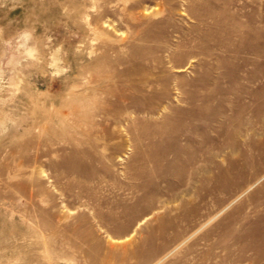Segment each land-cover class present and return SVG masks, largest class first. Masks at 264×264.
<instances>
[{
    "label": "rangeland",
    "instance_id": "obj_1",
    "mask_svg": "<svg viewBox=\"0 0 264 264\" xmlns=\"http://www.w3.org/2000/svg\"><path fill=\"white\" fill-rule=\"evenodd\" d=\"M0 264H264V0H0Z\"/></svg>",
    "mask_w": 264,
    "mask_h": 264
},
{
    "label": "bare ground",
    "instance_id": "obj_2",
    "mask_svg": "<svg viewBox=\"0 0 264 264\" xmlns=\"http://www.w3.org/2000/svg\"><path fill=\"white\" fill-rule=\"evenodd\" d=\"M217 20V19H216ZM226 20V19H225ZM218 24V23H217ZM222 24V23H221ZM215 25H216V23H215ZM220 25V24H219ZM229 26V25H228ZM240 27H242V26H240ZM218 28V27H217ZM243 28V27H242ZM241 28V29H242ZM245 29V28H244ZM225 30V29H224ZM229 30H230V28H229ZM234 30V29H233ZM239 30V29H238ZM243 30V29H242ZM235 31V30H234ZM236 32V31H235ZM215 33V32H214ZM226 33H228V32H226ZM244 33V32H243ZM224 34V33H223ZM222 34V35H223ZM233 34V33H232ZM235 34V33H234ZM229 35V34H228ZM239 37V36H238ZM212 38V37H211ZM209 39V38H208ZM243 39V38H242ZM215 40V39H214ZM240 40V39H239ZM199 41V40H198ZM209 41V40H208ZM211 41V40H210ZM200 42V41H199ZM198 42V43H199ZM203 44L205 43V42H203V41H201ZM227 42V41H226ZM209 43H212V42H209ZM242 43V42H241ZM191 44H194V43H191ZM212 44H214V43H212ZM240 44V43H239ZM238 44V45H239ZM157 45V44H156ZM199 45L201 46V44L199 43ZM132 46V45H131ZM196 46V45H195ZM198 46V45H197ZM207 46V45H206ZM240 46H241V44H240ZM139 47V46H138ZM156 47H158V46H156ZM155 47V48H156ZM166 47V46H165ZM179 47V46H178ZM183 47V46H182ZM204 47H205V45H204ZM135 48V47H134ZM145 48V47H144ZM143 48V49H144ZM153 48V47H152ZM161 48H163V47H161ZM168 48V47H167ZM199 48V47H198ZM198 48H196V49H198ZM141 49V48H140ZM139 49V50H140ZM142 49V50H143ZM150 49V48H149ZM148 49V50H149ZM154 49V48H153ZM152 49V50H153ZM157 49V48H156ZM156 49H154V50H156ZM160 49V45H159V48H158V50ZM166 49V48H165ZM169 49V48H168ZM200 49V48H199ZM205 49H207L206 47H205ZM228 49V48H227ZM136 50H137V48H136ZM147 49H145V51H146ZM153 50V51H154ZM180 50H181V48H180ZM183 50V49H182ZM132 51V50H131ZM170 51V50H169ZM176 51V50H175ZM213 52V50H210V52ZM223 51V50H222ZM142 52V51H141ZM156 52H157V50H156ZM164 52V51H163ZM168 52V51H167ZM189 52V51H188ZM199 52H200V50H199ZM198 52V53H199ZM228 52V51H227ZM138 53V52H137ZM150 53V52H149ZM170 53H174V52H170ZM182 53V52H181ZM183 53H184V51H183ZM209 53V52H208ZM140 54V53H139ZM147 54V53H146ZM178 54V53H177ZM185 54V53H184ZM183 54V56H186V55H184ZM194 54V53H193ZM193 54H191V55H193ZM196 54V53H195ZM194 54V56H196ZM201 56H202V54L201 53H199ZM204 54V53H203ZM227 54V53H226ZM190 55V56H191ZM211 55V54H210ZM209 55V56H210ZM135 56V55H134ZM144 56V55H143ZM147 56V55H146ZM145 56V57H146ZM149 56V55H148ZM172 56V55H171ZM209 56H207V57H209ZM222 56V55H221ZM150 57V56H149ZM168 57V56H167ZM218 57V56H217ZM140 58V57H139ZM155 59H156V57H154ZM153 58V59H154ZM182 58V57H181ZM222 58V57H221ZM145 59V58H144ZM149 59H151V58H149ZM149 59H148V61H149ZM161 59V58H160ZM166 59V58H165ZM184 59V58H183ZM217 59V58H216ZM174 60V59H173ZM180 60H182V59H180ZM185 60V59H184ZM204 60V59H203ZM147 61V60H146ZM151 62H153L152 60H150ZM160 61V60H159ZM217 61V60H216ZM144 62V61H143ZM151 62H150V65H151ZM155 62H157V61H155ZM200 62V61H199ZM146 63V62H145ZM158 63V62H157ZM163 63V62H162ZM161 62H160V64H162ZM205 63V62H204ZM228 63V62H227ZM174 64V63H173ZM217 64H219L218 63V61H217ZM156 65V64H155ZM159 65V64H158ZM210 65V64H209ZM146 66V65H145ZM147 66H148V64H147ZM153 66V65H152ZM151 66V67H152ZM150 67V66H149ZM204 67V66H203ZM209 67V66H208ZM212 67V66H211ZM217 67H218V65H217ZM141 68V67H140ZM142 68H143V66H142ZM153 68V67H152ZM233 68V67H232ZM151 69V68H150ZM156 69V68H155ZM218 69V68H217ZM94 71H95V68L93 69ZM139 70V69H138ZM152 70V69H151ZM160 70V69H159ZM135 71H136V69H135ZM142 71V70H141ZM161 71V70H160ZM162 71H163V69H162ZM165 71V70H164ZM159 72V71H158ZM167 72H168V70H167ZM97 73V74H96ZM101 73V71H99V70H97L93 75V78H92V80L99 86V87H101V89H99V91L95 88L93 91H89L90 92V96L89 97H87L84 93L85 92H81L80 94H78L77 95V99H78V101H79V104L81 105H77L75 108L77 109V110H84L86 113H88V114H91V115H93V116H98V117H102V118H109V117H111L112 115L111 114H109V113H106V112H108V109H107V107L109 106V104H110V102L112 101V100H114V101H116L117 103H118V101H122V100H124V99H127L129 96L127 95V91H129V90H132L131 89V87L129 86V84H130V78H131V74H130V71L129 70H125V71H119V70H115V71H113L112 73H111V75H110V77H113L114 76V79H112V78H110L109 76H105L104 75V77H102L101 75H98V74H100ZM150 73H152V72H150ZM161 73H163V72H161ZM148 74H149V72H148ZM153 74V73H152ZM138 75V74H137ZM163 75V74H162ZM133 76H134V74H133ZM132 76V77H133ZM168 76V75H167ZM197 76V75H196ZM195 76V77H196ZM199 76V75H198ZM219 76V75H218ZM151 77V76H150ZM200 77V76H199ZM198 77V78H199ZM206 77V76H205ZM217 77V76H216ZM220 77V76H219ZM227 77V76H226ZM138 78V77H137ZM140 78V77H139ZM152 78L154 79V77L152 76ZM156 78V77H155ZM202 78V77H201ZM208 78V77H207ZM135 79H136V77H135ZM143 79V78H142ZM146 79H148V77L146 78ZM146 79H144V80H146ZM152 79V80H153ZM200 79V78H199ZM139 80H141V79H139ZM149 80H150V78H149ZM157 80V79H156ZM166 80H168V79H166ZM205 80V79H204ZM216 80H217V78H216ZM138 81V80H137ZM137 81H136V84H137ZM147 81V80H146ZM193 80H191V82H192ZM199 81V80H198ZM219 81V80H218ZM135 82V81H134ZM140 82V81H139ZM143 82V81H142ZM148 82V81H147ZM157 82V81H156ZM160 82H161V80H160ZM165 82V81H164ZM183 82H185V81H183ZM132 83V82H131ZM144 83V82H143ZM166 83V82H165ZM135 84V85H136ZM148 84H149V82H148ZM151 84V83H150ZM156 84V83H155ZM158 84V83H157ZM141 85V84H140ZM144 85V84H143ZM143 85H141V87L143 86ZM164 84H162V86H163ZM180 85H182V84H180ZM185 85V84H184ZM197 85V84H196ZM146 86H147V84H146ZM166 86V85H165ZM130 87V88H129ZM167 87V86H166ZM146 88V87H145ZM148 88V87H147ZM150 88V87H149ZM152 88V87H151ZM150 88V89H151ZM138 89V88H137ZM140 89V88H139ZM150 89H148V91L150 90ZM154 89V88H153ZM167 88H165L164 90H166ZM146 90V89H145ZM144 90V91H145ZM167 92V91H166ZM98 93L99 94H101L102 96H100L101 98H98L97 97V95H98ZM130 93H133V92H130ZM153 93V92H152ZM140 94H142V93H140ZM149 95V94H148ZM146 96V95H145ZM150 96V95H149ZM161 96H163V95H161ZM188 96H190V95H188ZM199 96H200V94H199ZM198 95H197V97H199ZM206 96H208V95H206ZM138 97V96H137ZM159 97V96H158ZM130 98V97H129ZM136 98V97H135ZM161 98V97H160ZM193 98V97H192ZM91 99H93V100H96L97 101V105L96 106H94V107H89L88 106V103L90 102V100ZM135 100V99H134ZM139 100V99H138ZM136 101H137V99H136ZM142 102V101H141ZM123 103H125L124 101H123ZM134 104H135V102H133ZM119 104V103H118ZM121 104V103H120ZM141 104V103H140ZM117 105V104H116ZM123 105V104H122ZM126 105V104H125ZM136 105V104H135ZM121 106V105H120ZM119 106V107H120ZM124 106V105H123ZM125 107V106H124ZM142 108H144L143 107V105H142ZM116 109V108H115ZM125 109H127V107H125ZM124 109V110H125ZM199 109H200V107H199ZM201 109H202V107H201ZM136 110V109H135ZM122 111V114L121 115H123V110H121ZM202 111H204L203 109H202ZM118 112V111H117ZM137 112V111H136ZM200 113H202V112H200ZM124 114H126V113H124ZM180 114V113H179ZM198 114V113H197ZM187 115V114H186ZM81 116V115H80ZM105 116V117H104ZM77 117H79V116H77ZM123 117V116H122ZM129 117V116H128ZM200 117V116H199ZM202 117V116H201ZM119 118H121V117H119L118 116V119ZM193 118V117H192ZM196 118V117H195ZM110 119V118H109ZM112 119V118H111ZM123 119H125V117H123ZM126 119H128V118H126ZM115 120V119H114ZM192 120V119H191ZM103 121V120H102ZM101 121V122H102ZM112 121V120H111ZM128 122H129V120H127ZM114 122V121H113ZM122 121H120V123H121ZM135 121L133 120V122L132 123H134ZM233 122V121H232ZM106 123V122H105ZM115 123V122H114ZM100 124V123H99ZM131 124V123H130ZM164 124H166V123H164ZM104 125V124H103ZM133 125V124H132ZM231 125V124H230ZM105 126V125H104ZM117 126V125H116ZM165 126V125H164ZM176 126V125H175ZM229 126V125H228ZM118 127V126H117ZM135 127V126H134ZM230 127V126H229ZM234 127H235V125H234ZM238 127V129H239V126H237ZM111 128V127H110ZM112 128H114V127H112ZM112 128H111V131H112ZM133 128V127H132ZM170 128V127H169ZM173 128V127H172ZM231 128V127H230ZM237 129V128H236ZM92 130V129H91ZM96 130V129H95ZM98 130V129H97ZM101 130V129H100ZM107 130V129H106ZM130 130V129H129ZM172 130H174V129H172ZM175 130H177L176 128H175ZM227 130V129H226ZM231 130H232V128H231ZM234 130H235V128H234ZM115 131V130H114ZM113 131V132H114ZM93 132V131H92ZM101 132V131H100ZM112 132V133H113ZM165 131H163V133H164ZM171 134H172V132L171 131H169ZM175 132V131H174ZM174 132H173V134H174ZM228 132V131H227ZM231 132V131H230ZM169 133V134H170ZM233 133V132H232ZM236 133V132H235ZM98 134V133H97ZM104 134V133H103ZM158 134V133H157ZM161 135H162V133H160ZM101 135V134H100ZM105 135V134H104ZM107 135V134H106ZM105 135V136H106ZM116 135H118V134H116ZM175 135V134H174ZM229 135V134H228ZM105 136H103V137H105ZM160 136V135H159ZM161 138H162V136H160ZM166 137V136H165ZM165 137H163V138H165ZM235 137V136H234ZM95 138V137H94ZM99 138V137H98ZM121 138V137H120ZM170 138V137H169ZM168 137H167V140L169 139ZM230 138V137H229ZM233 138V137H232ZM97 139V138H96ZM105 140V139H104ZM172 140V139H171ZM188 140V139H187ZM191 140V139H190ZM236 140V139H235ZM97 141V140H96ZM170 141V140H169ZM230 141V140H229ZM110 142V141H109ZM188 142H189V140H188ZM188 142H186V143H188ZM233 142V141H232ZM94 143V142H93ZM93 143H92V145H93ZM104 143H105V141H104ZM104 143H102V144H104ZM191 143H192V140H191ZM234 143H235V141H234ZM234 143H232V145H235ZM106 144H108L107 142H106ZM226 144V143H225ZM228 144H230V143H228ZM98 145H99V143H98ZM159 145V144H158ZM165 145V144H164ZM190 145V144H189ZM188 145V146H189ZM227 145V144H226ZM225 145V146H226ZM102 146V145H101ZM229 146V145H228ZM227 146V147H228ZM96 147H97V145H96ZM160 147V146H159ZM232 147H236V146H232ZM153 148V147H152ZM157 148H158V146H157ZM162 148V147H161ZM229 148H231V147H229ZM150 150V149H149ZM152 150V149H151ZM150 150V151H151ZM161 150V149H160ZM155 151V150H154ZM153 152V151H152ZM151 152V154H153ZM148 153H150V152H148ZM89 154V153H88ZM74 155H75V153H74ZM73 155V156H74ZM96 155V154H95ZM150 155V154H149ZM163 155V154H162ZM185 155V154H184ZM91 156V158H92V155H90ZM89 156V157H90ZM151 156H153V155H151ZM156 156V155H155ZM155 156H153V157H155ZM165 156V155H164ZM71 157H72V155H71ZM71 157H70V159H71ZM102 157L103 156H101V160H102ZM159 157H161V156H159ZM180 158V157H179ZM75 159V158H74ZM98 159H99V157H98ZM98 159H97V161H98ZM157 159H159V158H157ZM164 159V158H163ZM165 159H167V158H165ZM183 159V158H182ZM100 160V159H99ZM147 160H148V158H147ZM149 160H150V158H149ZM153 160V159H152ZM151 160V161H152ZM156 160V159H155ZM187 160V159H186ZM67 161V160H66ZM150 161V162H151ZM159 161H161V160H159ZM70 162V161H69ZM155 162H157V160L155 161ZM162 162V161H161ZM166 162V161H165ZM175 162V161H174ZM189 159H188V164H189ZM74 163V162H73ZM153 163V162H152ZM160 163V162H159ZM164 163V162H163ZM181 163H183V162H181ZM172 164H173V162H172ZM161 165V164H160ZM70 167V166H69ZM154 167V166H153ZM173 168V167H172ZM69 169V168H68ZM73 169V168H72ZM79 169H80V167H79ZM146 169V168H145ZM162 169V168H161ZM183 169V168H182ZM142 170H143V168H142ZM178 170V169H177ZM243 170V169H242ZM81 171V170H80ZM94 171V170H93ZM140 171V170H139ZM244 171V170H243ZM91 172V171H90ZM148 172V171H147ZM232 172V171H231ZM238 172H239V170H238ZM242 172V171H241ZM245 172H246V170H245ZM79 173H81V172H79ZM141 173V172H140ZM145 173V172H144ZM149 173V172H148ZM175 173V172H174ZM194 173V172H193ZM136 174V173H135ZM147 174V173H146ZM145 174V175H146ZM83 175H85V174H83ZM140 176V175H139ZM147 176H148V174H147ZM146 176V177H147ZM214 176V175H213ZM221 176V175H220ZM137 177H138V175H137ZM215 177V176H214ZM213 177V178H214ZM233 177V176H232ZM149 178V177H148ZM218 179H220L219 177H218ZM223 179H224V177H223ZM219 181V180H218ZM221 181H225V180H221ZM226 181H228V180H226ZM237 182V181H236ZM219 184V183H218ZM222 185V184H221ZM226 185V184H225ZM224 185V186H225ZM238 185H239V183H238ZM220 187H222V186H220ZM227 187V186H226ZM230 189V188H229ZM236 189V188H235ZM195 193H197V192H195ZM146 198V197H145ZM148 198V197H147ZM150 198V197H149ZM149 198H148V200H149ZM143 201V200H142ZM145 201V200H144ZM108 202V201H107ZM106 202V203H107ZM103 203H105V201L103 202ZM117 204V203H116ZM146 204V203H145ZM107 205V204H106ZM148 205V204H147ZM123 206H124V204H123ZM126 206H127V204H126ZM115 207H117V206H115ZM113 209V208H112ZM143 209V208H142ZM120 211V210H119ZM118 211V212H119ZM122 211V210H121ZM110 212V211H109ZM114 212V211H113ZM142 212V211H141ZM145 212H146V210H145ZM100 213V212H99ZM111 213V212H110ZM115 214H116V216H117V213L116 212H114ZM193 213V212H192ZM108 214V213H107ZM115 214H114V217H115ZM128 214V213H127ZM130 214V213H129ZM133 214V213H132ZM184 214V213H183ZM99 215V214H98ZM104 215V214H103ZM112 215V214H111ZM119 215V214H118ZM137 215V214H136ZM141 215V214H140ZM143 215V214H142ZM100 216H101V214H100ZM108 216H109V214H108ZM113 216V215H112ZM121 216V215H120ZM102 217H104V216H102ZM105 217H107V216H105ZM137 217H138V215H137ZM111 218V217H110ZM109 218V219H110ZM117 218H119L118 216H117ZM129 219H130V217H128ZM108 219V218H107ZM135 219V218H134ZM138 219V218H137ZM106 219H105V223H106ZM115 221V220H114ZM108 222H110V221H108ZM129 222V221H128ZM110 223H112V222H110ZM114 223V222H113ZM123 223V222H122ZM132 223V222H131ZM130 223V224H131ZM137 223V222H136ZM125 224V223H124ZM128 224V223H127ZM122 227V226H121ZM128 227V226H127ZM126 227V228H127ZM120 229V228H119ZM148 241H149V239H148ZM147 244V243H146Z\"/></svg>",
    "mask_w": 264,
    "mask_h": 264
}]
</instances>
